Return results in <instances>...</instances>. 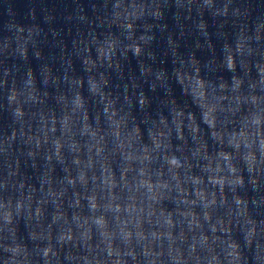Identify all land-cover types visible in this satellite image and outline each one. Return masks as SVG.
Listing matches in <instances>:
<instances>
[{
	"label": "clouds",
	"instance_id": "1",
	"mask_svg": "<svg viewBox=\"0 0 264 264\" xmlns=\"http://www.w3.org/2000/svg\"><path fill=\"white\" fill-rule=\"evenodd\" d=\"M74 3L0 32V264H264V0Z\"/></svg>",
	"mask_w": 264,
	"mask_h": 264
}]
</instances>
